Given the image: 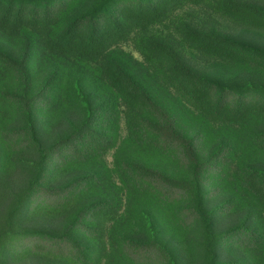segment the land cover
Returning a JSON list of instances; mask_svg holds the SVG:
<instances>
[{
	"label": "trees",
	"instance_id": "1",
	"mask_svg": "<svg viewBox=\"0 0 264 264\" xmlns=\"http://www.w3.org/2000/svg\"><path fill=\"white\" fill-rule=\"evenodd\" d=\"M0 264H264V0H0Z\"/></svg>",
	"mask_w": 264,
	"mask_h": 264
},
{
	"label": "rangeland",
	"instance_id": "2",
	"mask_svg": "<svg viewBox=\"0 0 264 264\" xmlns=\"http://www.w3.org/2000/svg\"><path fill=\"white\" fill-rule=\"evenodd\" d=\"M108 161L112 162V156L111 155L108 157Z\"/></svg>",
	"mask_w": 264,
	"mask_h": 264
}]
</instances>
